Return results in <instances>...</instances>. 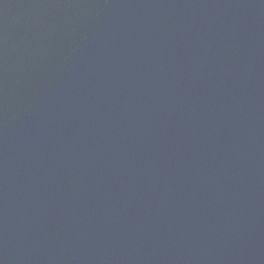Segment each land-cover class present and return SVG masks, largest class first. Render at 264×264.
<instances>
[{
    "label": "water",
    "instance_id": "1",
    "mask_svg": "<svg viewBox=\"0 0 264 264\" xmlns=\"http://www.w3.org/2000/svg\"><path fill=\"white\" fill-rule=\"evenodd\" d=\"M0 264H264V0H0Z\"/></svg>",
    "mask_w": 264,
    "mask_h": 264
}]
</instances>
